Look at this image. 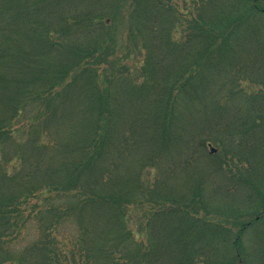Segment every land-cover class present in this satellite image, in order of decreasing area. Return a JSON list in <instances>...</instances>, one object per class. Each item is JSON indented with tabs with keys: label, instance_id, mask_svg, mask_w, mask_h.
Instances as JSON below:
<instances>
[{
	"label": "trees",
	"instance_id": "obj_1",
	"mask_svg": "<svg viewBox=\"0 0 264 264\" xmlns=\"http://www.w3.org/2000/svg\"><path fill=\"white\" fill-rule=\"evenodd\" d=\"M0 264H264V0H0Z\"/></svg>",
	"mask_w": 264,
	"mask_h": 264
},
{
	"label": "rangeland",
	"instance_id": "obj_2",
	"mask_svg": "<svg viewBox=\"0 0 264 264\" xmlns=\"http://www.w3.org/2000/svg\"><path fill=\"white\" fill-rule=\"evenodd\" d=\"M37 229L35 225H29V227H27L26 230H24L23 236H22V241H21V246H24L26 244H28L29 242H31L34 238L37 237Z\"/></svg>",
	"mask_w": 264,
	"mask_h": 264
},
{
	"label": "water",
	"instance_id": "obj_3",
	"mask_svg": "<svg viewBox=\"0 0 264 264\" xmlns=\"http://www.w3.org/2000/svg\"><path fill=\"white\" fill-rule=\"evenodd\" d=\"M213 151H215V150L213 149Z\"/></svg>",
	"mask_w": 264,
	"mask_h": 264
}]
</instances>
